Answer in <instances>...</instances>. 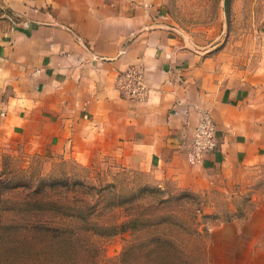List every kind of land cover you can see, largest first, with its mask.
<instances>
[{"label": "rangeland", "instance_id": "374dc122", "mask_svg": "<svg viewBox=\"0 0 264 264\" xmlns=\"http://www.w3.org/2000/svg\"><path fill=\"white\" fill-rule=\"evenodd\" d=\"M83 1L0 0V48L6 46V38L17 23L33 10L36 18L44 15L47 20L60 17L64 21L74 10L83 9ZM101 1L120 5L117 10L121 15L131 11L147 22L152 16L153 27L165 26L174 33L173 40L184 54L183 62L189 63V68L174 72V79L185 88L189 86L186 95L194 97L190 100L194 118L191 135L182 139L177 149L147 163L133 164L129 147L122 145L120 151H114L107 140L89 139L81 133L86 125L79 119L69 127L62 120L35 117L32 100L9 105L12 88L1 85L3 67L7 66L0 62V193L17 201L27 189L36 188L39 179L64 173L80 172L98 186L124 181L136 188L148 183L183 195L179 205L173 203L170 208L183 211V218L194 216L190 223L201 237L187 245L179 243L181 247L176 248L186 256L177 254L150 262L124 257L135 238L129 232L93 235L88 245L65 248L66 257L58 256V251L50 252L60 244L7 243L0 239V264H264V119L260 122L262 129L251 126L243 135L241 125L236 123L237 112L229 108L231 86L238 82L243 84L245 94L253 92V99L258 96L264 103V0ZM127 70L119 72L117 79ZM138 72L142 84L136 98L140 99L149 91ZM125 84L117 83L120 94L135 98L124 92ZM197 90L207 93L206 99H197L193 95ZM211 96L221 105L213 106ZM203 114L211 120L216 145L192 160ZM259 116L264 118V110ZM251 139L260 146L257 153L248 146ZM83 167L89 170L85 172ZM22 183L30 187L15 188ZM200 248L202 253L197 252Z\"/></svg>", "mask_w": 264, "mask_h": 264}, {"label": "crops", "instance_id": "0c3cea01", "mask_svg": "<svg viewBox=\"0 0 264 264\" xmlns=\"http://www.w3.org/2000/svg\"><path fill=\"white\" fill-rule=\"evenodd\" d=\"M81 3L83 9L64 21L36 18L33 10L6 38V46L0 48V62L7 66L1 85L12 88L9 105L32 100L35 117L62 120L69 127L79 119L86 125L84 136L107 140L114 151L129 147L136 165L177 149L193 131L194 97L186 95L189 86L174 79V72L189 68L174 33L165 26L153 27L152 16L147 22L131 11L121 15L120 5L112 1ZM129 67L142 73L148 88L140 99L122 96L117 89V75ZM242 85L232 84L229 108L237 112L236 123L245 135L251 126L262 129L259 111L264 103L258 96L254 100L253 92L245 94ZM203 92L193 95L206 99ZM213 97L210 103L217 108L221 103ZM248 142L256 153L260 150L255 139Z\"/></svg>", "mask_w": 264, "mask_h": 264}, {"label": "trees", "instance_id": "16d2710c", "mask_svg": "<svg viewBox=\"0 0 264 264\" xmlns=\"http://www.w3.org/2000/svg\"><path fill=\"white\" fill-rule=\"evenodd\" d=\"M83 169L86 172L89 167ZM90 181V176L80 172L64 173L39 179L36 188L27 189L17 201L0 193V231L3 232L0 239L7 243L22 240L60 244L61 247L50 252L58 251V256L66 257L65 248L88 245L93 235L129 232L135 238L125 249L124 257L150 262L177 254L184 256L176 247L201 237L191 226L194 216L183 218V211L170 208L174 207L173 203L179 205L183 195H174L148 183L135 188L124 181L103 186ZM21 187L28 188L30 184H18L15 188ZM197 252L202 253L203 249Z\"/></svg>", "mask_w": 264, "mask_h": 264}, {"label": "built area", "instance_id": "2783aa9c", "mask_svg": "<svg viewBox=\"0 0 264 264\" xmlns=\"http://www.w3.org/2000/svg\"><path fill=\"white\" fill-rule=\"evenodd\" d=\"M141 75L137 69L134 67L128 68L127 72L122 75L120 78L118 77V83L126 85L125 93L131 95V97H138L137 94L140 92ZM196 150L191 154L192 160H195L196 157L200 156V152H204V150H211L215 147L216 142L213 133V127L211 120L207 114H203L201 116L200 125L198 127V134L196 140Z\"/></svg>", "mask_w": 264, "mask_h": 264}]
</instances>
